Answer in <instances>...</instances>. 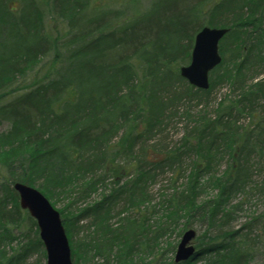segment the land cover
Segmentation results:
<instances>
[{"label": "trees", "instance_id": "trees-1", "mask_svg": "<svg viewBox=\"0 0 264 264\" xmlns=\"http://www.w3.org/2000/svg\"><path fill=\"white\" fill-rule=\"evenodd\" d=\"M88 4L0 0V264H46L14 182L60 204L73 264H142L143 247L159 250L144 264H264V208L229 227L249 190L264 196L250 164L252 155L264 160V0H154L123 21ZM203 26L228 29L207 89L179 73ZM224 85L230 95L213 115L201 109L180 145H161L170 121L189 117L180 108ZM185 158L183 185L153 221L148 183ZM194 224L205 230L187 260L158 248L167 232L181 236Z\"/></svg>", "mask_w": 264, "mask_h": 264}, {"label": "rangeland", "instance_id": "rangeland-1", "mask_svg": "<svg viewBox=\"0 0 264 264\" xmlns=\"http://www.w3.org/2000/svg\"><path fill=\"white\" fill-rule=\"evenodd\" d=\"M154 0H88V8L89 9H96L97 12L106 11V10H114L117 16L119 17V21H123L126 19V17L132 15L136 12H142L146 8L150 6V4ZM121 23V22H120ZM60 25V23H59ZM46 57H52L51 54L47 55ZM264 76V70L263 75H260L259 79H262ZM230 90L227 86H220L213 89L211 92L209 98L207 100L202 101V104H196L195 102H190L188 105H186L184 108H180V112L184 111L185 108H188V114L189 117H184L181 115V117L175 118L168 124L166 131L163 133L164 137L161 141V145L165 148H171L174 146L180 145V138L184 131L185 124H191L193 123L194 119L197 118V113L201 111V109L206 112L208 116L213 115L215 108L217 107V103L219 100H223V97L226 95H230ZM204 105V106H203ZM203 106V107H202ZM249 118L248 117H242L239 121L240 124L244 125L248 123ZM264 147V144H263ZM256 159L257 156H251L250 157V164L252 165V182L259 184L264 179V160L262 163H258ZM190 160L188 158H185L180 166V168H176L175 166H165L161 170L156 171V175L153 178L152 181L148 183V198L149 201H151L152 205H155L157 211L155 212L153 221H155L156 217L159 216V210L162 207L160 204L164 203V200L166 197L172 192V189L174 187L180 188L183 185L185 173L189 167ZM226 161L223 160L221 162V165L217 168V170H221L225 167ZM255 168L258 172L255 171ZM260 170V171H259ZM209 194H213L212 192H209ZM208 194V195H209ZM241 196L238 195L236 198H234L233 202L240 199ZM244 203L243 210L238 213L237 218L232 221L229 224L230 228H237L242 224L246 219H248L251 216H257L259 215L263 208H264V196H261L258 194L255 190H249L248 195L244 197ZM60 207V204H56L55 208L58 209ZM116 218L113 219V221ZM87 221L84 220L80 222L78 226H81V228H77L76 238H83L86 234V227ZM87 223V224H86ZM25 231L30 234V237L32 236V232L29 231V228H25ZM196 231V234L199 235L202 231L205 230L204 226H199L198 224H194L193 228ZM180 235L177 236L176 232H167L165 235H163L159 240L156 241L158 244V248H165L167 246L169 247V250L167 252V257H174V252L176 249V243L180 240ZM169 243L168 245L166 244ZM196 242V241H195ZM151 243L152 247L154 248V244ZM175 245L174 251L170 253L171 245ZM15 245V243L13 244ZM159 252V250H150V249H144L139 251L138 256L136 257V261L139 260L142 261V264L145 262L148 263V261H157V259H154L155 255L156 257ZM37 257V254L32 253L31 257L32 259H35ZM140 257V258H139ZM46 258V256H45Z\"/></svg>", "mask_w": 264, "mask_h": 264}, {"label": "water", "instance_id": "water-1", "mask_svg": "<svg viewBox=\"0 0 264 264\" xmlns=\"http://www.w3.org/2000/svg\"><path fill=\"white\" fill-rule=\"evenodd\" d=\"M225 27L203 26L195 35L190 62L179 68L189 84L200 89L209 87V72L221 62L219 41L227 33ZM19 205L35 219L45 250L46 264H73L69 241L59 211L36 187L14 182ZM196 231L185 230L176 246L174 261L187 260L194 252Z\"/></svg>", "mask_w": 264, "mask_h": 264}]
</instances>
